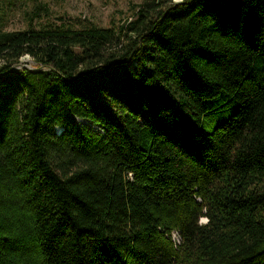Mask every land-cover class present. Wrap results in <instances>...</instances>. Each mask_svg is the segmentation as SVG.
<instances>
[{
    "label": "trees",
    "instance_id": "trees-1",
    "mask_svg": "<svg viewBox=\"0 0 264 264\" xmlns=\"http://www.w3.org/2000/svg\"><path fill=\"white\" fill-rule=\"evenodd\" d=\"M2 2L0 264H264V0Z\"/></svg>",
    "mask_w": 264,
    "mask_h": 264
},
{
    "label": "rangeland",
    "instance_id": "rangeland-1",
    "mask_svg": "<svg viewBox=\"0 0 264 264\" xmlns=\"http://www.w3.org/2000/svg\"><path fill=\"white\" fill-rule=\"evenodd\" d=\"M40 1V0H39ZM47 3V11L41 10L34 17L35 26L42 28L48 25H59L63 22L67 27H77L79 21L96 23L102 27H108L113 22L122 24L125 20H132L134 5H140L142 0H41ZM180 2L181 0H174ZM26 5V9H27ZM7 12L8 30H23L25 28V7L19 3L11 8H6L0 0V15ZM63 20L60 21L61 18ZM81 19V20H80ZM33 66L31 59L26 57L21 65ZM206 222V220H202Z\"/></svg>",
    "mask_w": 264,
    "mask_h": 264
},
{
    "label": "built area",
    "instance_id": "built-area-1",
    "mask_svg": "<svg viewBox=\"0 0 264 264\" xmlns=\"http://www.w3.org/2000/svg\"><path fill=\"white\" fill-rule=\"evenodd\" d=\"M26 66V65H25Z\"/></svg>",
    "mask_w": 264,
    "mask_h": 264
}]
</instances>
